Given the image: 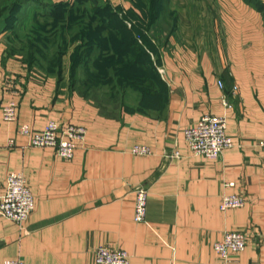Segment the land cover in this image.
Returning <instances> with one entry per match:
<instances>
[{"label":"crops","instance_id":"crops-1","mask_svg":"<svg viewBox=\"0 0 264 264\" xmlns=\"http://www.w3.org/2000/svg\"><path fill=\"white\" fill-rule=\"evenodd\" d=\"M213 1L169 5L172 27L157 54L165 96L116 111L67 80L34 76L0 29V196L20 173L36 201L23 229L0 215V264H96L101 246L126 251L131 264H264V0ZM11 100L15 122L2 116ZM205 115L225 118L235 143L217 160L185 141ZM50 121L87 129L72 159L19 133ZM137 145L151 153L133 154ZM139 186L149 192L147 223L134 220ZM236 193L245 205L221 211L222 198ZM239 231L251 235L247 249L223 261L214 243Z\"/></svg>","mask_w":264,"mask_h":264},{"label":"rangeland","instance_id":"rangeland-1","mask_svg":"<svg viewBox=\"0 0 264 264\" xmlns=\"http://www.w3.org/2000/svg\"><path fill=\"white\" fill-rule=\"evenodd\" d=\"M13 1L16 0H0V5H5L4 2L12 4ZM188 2L190 5L214 4L212 0H169L166 12L152 24V3L149 0H27L21 4L23 6L17 13L18 19L4 32H11L10 52L20 56L27 68L34 72V76L58 80L61 75V81L67 80L71 83L73 67L79 64L74 52L81 44L84 48L89 45L88 32L89 28L93 31V10L96 12L99 9V18L95 24H108L105 30L101 31L103 35L108 37L109 32L115 31L118 38L126 36L127 30L123 31L122 25L127 23L130 35L136 37L142 49L146 51L143 55L146 54L148 60L143 61L151 60L153 66L158 69L157 54L163 48V40L172 27L169 5H189ZM126 3L133 5L134 10L125 11L122 5ZM109 41L113 40L109 38ZM105 47L95 49V53L84 60L87 65L81 67L78 78H75L82 83L93 74L94 86L86 95L101 110L114 108L116 111L120 109L122 87L117 82L114 71L121 67L122 59H117L119 54L111 43H107ZM104 55H114L111 62L113 61L115 69L113 71L110 67L107 68L111 71V77L108 78L101 72L104 70ZM126 92L129 94L126 97L131 101L139 97L138 93L132 92L131 89Z\"/></svg>","mask_w":264,"mask_h":264},{"label":"built area","instance_id":"built-area-1","mask_svg":"<svg viewBox=\"0 0 264 264\" xmlns=\"http://www.w3.org/2000/svg\"><path fill=\"white\" fill-rule=\"evenodd\" d=\"M220 88L224 83L218 81ZM237 90V87L234 88ZM228 104V101L225 100ZM18 103L11 100L4 106L3 119L7 122H15L18 119ZM19 133L28 138V145L38 148H52L56 154L64 159L70 160L74 157L79 145H83L87 138V129L72 124L61 125L59 122L50 121L45 129L34 130L29 125H22ZM185 141L191 153L207 159L217 160L225 149L235 146L234 141L227 134V121L223 117L205 115L200 121L188 127L184 131ZM10 146H14L10 140ZM264 149V140L259 143ZM135 155H148L150 149L144 145H137L132 149ZM179 154L176 153L175 156ZM228 187H234L235 183H227ZM135 212L134 220L137 223H147L148 196L145 187L139 186L135 189ZM246 199L242 193L225 195L220 205L221 211L241 208ZM36 201L31 192L26 178L20 173H12L6 179V192L0 196V215L12 220L22 229L35 211ZM251 235L247 232H227L224 238L214 243V250L223 261H228L234 254L242 253L247 249ZM96 264H131L130 255L121 249H113L101 246L94 251ZM3 264H25L18 258L7 260Z\"/></svg>","mask_w":264,"mask_h":264},{"label":"trees","instance_id":"trees-1","mask_svg":"<svg viewBox=\"0 0 264 264\" xmlns=\"http://www.w3.org/2000/svg\"><path fill=\"white\" fill-rule=\"evenodd\" d=\"M24 1L27 0H16L13 1L12 4H9L7 2H4L5 5H0V29L7 30L9 27L14 24V22L18 19L17 13L19 10H21L22 6L21 4L24 3ZM151 5V17H152V24L155 22L158 17L162 16L164 12H166V5L169 0H149ZM260 5V4H259ZM110 9V7H108ZM98 10L94 12L93 10V31H91V28H89L88 32V38L90 41H88V46L84 48V46L81 44L77 47V49L74 52V57L76 60L79 59V64L75 65L73 67L74 71L72 74L73 80H71V85L73 88L78 89L81 91L85 96L88 97L89 91L93 89L94 83H93V74L90 75L88 79L83 81L82 83L76 81V78H78V72L81 69L82 66L87 65L86 62H84L85 59H88L90 55L95 53V49L97 48H106L105 46L107 43H111L113 46H115V50L119 54V57L117 59H122L121 61V67L118 70H115V66L113 65V56H105V60H103V68L101 72H103V75L108 78L111 77V71H108V67H110L111 70L114 71V76L117 79V82L122 87V97L119 100V106L120 108L125 105L126 101L129 100L128 92H126L127 89H131L132 92H137L139 97H142L143 99L149 98L151 102L157 99H162L165 96V87L163 80L161 78V73L158 71V69L153 66L152 61H143L144 59L148 60V56L144 53L146 51L142 49V47L139 44V40L136 39L133 35H130V29L127 27V23L123 26L124 29L127 30L126 36H120L118 38V35L115 31L109 32L110 35L106 37L101 32L102 30H105V27L108 25L107 23L102 24H95V21L98 16ZM111 31V30H110ZM113 34V35H111ZM109 38L113 41H109ZM119 39V41H118ZM92 49V51H90ZM150 58V57H149ZM35 59V58H32ZM87 61V60H86ZM102 61V60H101ZM97 62V60H96ZM86 68V67H85ZM93 68V67H92ZM107 69V71H106ZM62 72V71H61ZM62 74V73H61ZM113 76V80H114ZM76 77V78H75ZM63 78H58V81L60 82ZM130 92V91H129ZM127 96V97H126ZM109 109V108H108ZM113 109L114 108H110Z\"/></svg>","mask_w":264,"mask_h":264}]
</instances>
